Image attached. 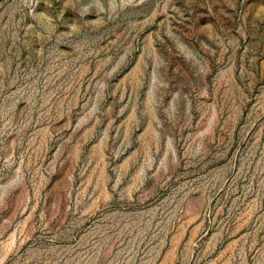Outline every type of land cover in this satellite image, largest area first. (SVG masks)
<instances>
[{
  "label": "rangeland",
  "instance_id": "obj_1",
  "mask_svg": "<svg viewBox=\"0 0 264 264\" xmlns=\"http://www.w3.org/2000/svg\"><path fill=\"white\" fill-rule=\"evenodd\" d=\"M0 264H264V0H0Z\"/></svg>",
  "mask_w": 264,
  "mask_h": 264
}]
</instances>
